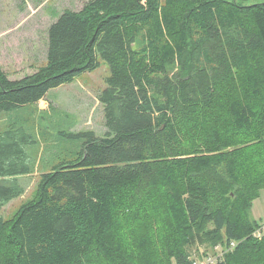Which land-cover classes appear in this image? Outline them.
<instances>
[{
  "label": "trees",
  "instance_id": "obj_1",
  "mask_svg": "<svg viewBox=\"0 0 264 264\" xmlns=\"http://www.w3.org/2000/svg\"><path fill=\"white\" fill-rule=\"evenodd\" d=\"M100 60L105 132H43L35 105ZM63 139L58 161L28 154ZM262 189L264 0H89L49 25L34 73L0 66V264H192L220 247L215 264H264Z\"/></svg>",
  "mask_w": 264,
  "mask_h": 264
},
{
  "label": "rangeland",
  "instance_id": "obj_2",
  "mask_svg": "<svg viewBox=\"0 0 264 264\" xmlns=\"http://www.w3.org/2000/svg\"><path fill=\"white\" fill-rule=\"evenodd\" d=\"M88 1L0 0L1 68L11 79H19L34 73L44 63L49 25L65 9L78 11ZM260 1L262 0H236L239 4ZM99 63L97 69L83 72L73 82L48 91L45 98L35 105L37 107L35 123L40 125L43 132H52L55 139L62 138L60 130H68L70 126L74 133L93 131L97 135H102L105 132L103 111L97 100V94L106 87L105 78L109 76V69L103 61L100 60ZM24 112L27 113L26 117H29L33 113V107L30 106L18 114L23 115ZM66 141L71 143L77 140L39 141L27 151L33 159L35 151H38V161H41V165L58 161L66 151ZM185 142V138L182 137V144ZM38 180V172L18 177L23 194L4 205L1 211L4 219L12 218L23 203L35 196ZM263 231L264 228L256 232V237H260ZM202 250L196 257L201 258ZM219 250L223 253L227 252L224 247H220L207 254L213 255Z\"/></svg>",
  "mask_w": 264,
  "mask_h": 264
},
{
  "label": "crops",
  "instance_id": "obj_3",
  "mask_svg": "<svg viewBox=\"0 0 264 264\" xmlns=\"http://www.w3.org/2000/svg\"><path fill=\"white\" fill-rule=\"evenodd\" d=\"M8 77L10 78L9 74ZM251 216L259 220L262 225H264V189L260 191L258 200L254 202V205L251 210Z\"/></svg>",
  "mask_w": 264,
  "mask_h": 264
},
{
  "label": "built area",
  "instance_id": "obj_4",
  "mask_svg": "<svg viewBox=\"0 0 264 264\" xmlns=\"http://www.w3.org/2000/svg\"><path fill=\"white\" fill-rule=\"evenodd\" d=\"M264 228V227H262ZM231 246H234V243H231ZM192 264H215L216 263V256L209 255L203 258H194L191 260Z\"/></svg>",
  "mask_w": 264,
  "mask_h": 264
}]
</instances>
